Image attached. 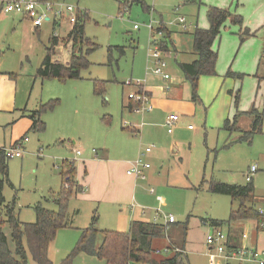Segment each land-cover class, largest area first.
Segmentation results:
<instances>
[{
    "label": "rangeland",
    "instance_id": "obj_1",
    "mask_svg": "<svg viewBox=\"0 0 264 264\" xmlns=\"http://www.w3.org/2000/svg\"><path fill=\"white\" fill-rule=\"evenodd\" d=\"M63 1L88 13L84 32L98 45L89 54L91 65L89 69L81 72L80 79L35 78V71L44 57L49 36L56 32L60 40L56 54H61L67 26H53L51 22L46 21L37 34L26 20L19 19L17 12H3L0 9V75H15L21 96L24 101H28L25 108L29 113L38 109L40 102L58 100L52 111L41 115L45 124L41 132L32 129L24 132L12 131L11 124L8 123L19 114L7 120L5 118L2 121L5 123H0V149L9 148L14 141L24 136L28 139L22 149L21 158L7 159V177L13 187L7 182L4 184L3 194L6 200L12 201L15 198L20 220L32 222L35 219L32 205L36 202L41 201L47 208L56 209V206L50 201H45L44 197L48 196L49 189L59 188L61 178L58 167L61 161L70 159L78 163L80 156L75 154V149H81L82 153H92L94 150L100 155L101 151L107 150L111 158L121 159L127 156L126 152L129 153L135 148L136 143L138 147L140 141L137 139L140 135L135 129L140 128L139 115L146 112L130 113L124 106L127 94L133 89L136 90L135 86L127 85L126 82H143L145 79L148 85L161 84L169 88L172 84L179 85V99H188L189 85L180 72L178 63L192 60L191 56L197 58L192 49L191 32L196 26H207L205 5L219 6L227 9L231 16L223 24L213 43V49L218 53L215 69L217 75L206 76L208 82L199 87L198 95L202 98V104L197 106L195 115H181L187 125L192 126V130L184 127L181 131L179 140L183 143L179 147L180 152L172 153L165 148L163 156L157 154L163 139L166 138V127H157L159 136L156 141L150 138L145 141L141 139L140 149L151 145V156L155 153V156L161 157L162 162L160 165L153 161L152 168L147 173L148 183L142 181L136 184V199L132 202L135 206L149 208L144 217L151 220L154 209L173 215L177 223L169 236L176 242H182V225L187 215H190L187 225L190 242L187 251L189 263L224 264V260L215 257L214 263H210L209 257L204 255L201 245L205 242L209 225L202 221L227 220L232 202L227 195L209 192L207 183L204 182L201 186V182L203 179L208 181L214 178L225 183L246 184L245 173L249 166L254 165L258 168L253 175L254 195L259 200L255 197L253 204L257 209L264 210V170L256 160L259 154L263 153L264 144L258 140L260 136H255L256 134L249 142L239 140L242 131L216 127L215 108L221 102L223 109L227 110L229 105L226 99L231 101L232 96L225 90L224 101L218 94V89H215L217 91H214L212 97L210 88L214 84L211 85L210 81L212 79L217 88L221 89L236 86V89H240L242 101L250 94L255 80L253 72L256 70L257 56L263 41L259 34L247 36L242 42L240 36L245 26L252 30L264 16V0H128L123 12L119 10V1L123 0ZM147 6L152 8L151 12L147 10ZM234 14L242 17L241 24L231 21ZM179 17L186 19L187 27L189 25L187 33L176 24ZM149 23L153 28L162 23L174 32L172 39L168 40L169 46L177 40L178 55L164 58L166 72L170 74L169 80L163 81L161 77L153 74L150 69L152 61L148 64L147 55L153 50V46L149 44ZM134 25H137V28ZM180 31L183 33H179ZM120 47L124 50L122 54L117 50ZM229 67L232 71L243 74L242 79L224 76ZM262 76L264 77V62L258 70V77ZM94 80L103 81L102 95L94 93ZM0 84L5 98L13 95L15 84ZM214 98V104L209 107L208 104ZM204 108L208 111H204ZM124 126L135 132L124 130ZM150 187H154L155 194L149 193ZM156 195L159 198L158 203L155 200ZM74 204L77 202L71 199L68 204L67 222L69 220L76 227L80 220H86L88 208L86 204L82 205L79 208L80 215L76 217L73 213ZM232 206L235 208L237 203L234 202ZM222 229L225 231V226ZM58 241L59 236L56 243ZM160 242L164 244L166 239L160 238ZM62 252V247L52 243L49 245L48 257L52 264L60 263ZM28 263L35 264L30 254ZM100 263L85 254L76 255L72 261V264Z\"/></svg>",
    "mask_w": 264,
    "mask_h": 264
},
{
    "label": "trees",
    "instance_id": "obj_2",
    "mask_svg": "<svg viewBox=\"0 0 264 264\" xmlns=\"http://www.w3.org/2000/svg\"><path fill=\"white\" fill-rule=\"evenodd\" d=\"M128 4V0L119 1V10ZM231 16V13L221 7L208 6L206 18L209 23L207 28L195 27L192 35V49L197 58L189 63H179L178 67L184 79L189 83L191 100L200 101L198 96V84L200 76H213L216 74L215 66L217 61V51L213 49V43L220 33L224 22ZM88 19L86 11L78 12L76 22L68 31L63 42V51L56 54L58 46V37L51 34L48 38V45L45 47L44 57L35 71V78L46 79H80L81 72L89 69L91 62L88 56L98 45L90 40L84 32L85 21ZM233 23L241 24L242 17L234 14L231 19ZM254 35L248 29H244L240 36V41H244L247 36ZM165 48L164 45H161ZM122 54V47L117 48ZM226 76L242 78L241 73H235L228 69ZM94 93L102 95L104 93L103 81L94 80ZM149 95V92H147ZM239 102V92L234 95V106ZM130 110L138 103L129 100ZM58 104L57 99H50L39 105L38 109L28 113L31 119V129L43 131L44 122L41 115L47 111L53 110ZM244 114L252 118L251 128L243 131L239 140H248L253 134L261 131L263 119L260 113L254 107ZM238 114L232 120L226 119L222 127L227 130H238L236 126ZM104 118V117H103ZM123 129L129 130L128 127ZM135 132V130H130ZM61 175V185L58 191L52 195V200L56 205V210L45 207L42 203H36L33 206L35 219L32 222H24L19 219L15 207V199L6 202L3 195L4 184L8 181V165L2 149H0V264H29L28 254H30L35 264H52L48 257V248L51 241L55 238L59 228L67 225L68 204L72 196L82 192L83 187L75 180V162L69 159H63L59 166ZM207 183V190L216 194H224L230 197L232 202L227 220H203L204 224L214 227L227 226L230 222L252 220L259 224L264 223V213L260 214L253 204L254 186L252 182L246 184L225 183L210 178ZM69 186V187H68ZM237 206L233 208V203ZM190 215L183 222L181 237L182 242L178 250H175L168 256L159 259L154 257L156 250L154 241L165 237L168 230L164 232V224L145 221H132L128 230H100L97 228V215L94 214L89 225L83 228L80 235L69 253L60 260L59 264H72L76 255L84 253L95 256L104 261V264H190L188 255L183 251L187 223ZM4 224L10 228V238L14 249L11 250L7 238L2 231ZM170 226V224H169ZM168 226V228H169ZM262 228V227H261ZM229 242L233 248L240 247L237 238L230 234ZM101 239L97 244L98 239Z\"/></svg>",
    "mask_w": 264,
    "mask_h": 264
},
{
    "label": "crops",
    "instance_id": "obj_3",
    "mask_svg": "<svg viewBox=\"0 0 264 264\" xmlns=\"http://www.w3.org/2000/svg\"><path fill=\"white\" fill-rule=\"evenodd\" d=\"M205 6H206L205 18H206L207 7L210 5H205ZM212 6H215V5H212ZM0 9L3 12L5 10H11V9L6 8V6L2 3L1 0H0ZM123 9H125V8L123 7ZM147 10L149 12H151L152 8H150V6H147ZM82 11L83 10L80 9V12H82ZM122 12H123V10H122ZM17 16H19V19L21 21L26 20L30 24L33 31L36 32L37 34H39L40 27L46 21L51 22L53 26H56V25L67 26L66 35L72 27V25H69L65 20H63V19L55 20L52 16H49V15H48V17L45 18L44 22L42 23V25L40 27H34L31 23V21L26 16H24L23 14L17 12ZM179 18L176 19V24L179 25V27L182 29L183 32L187 33L189 25L187 27L186 19L184 17H182L183 22H181L179 20ZM206 20H207V18H206ZM196 24H197V22H196ZM184 25H185V27H184ZM208 26H209V23L207 24V26L202 25V27H200V28H207ZM196 27H199V26H196ZM245 28L248 29L250 31V33H254V35H251V36H255L256 34H259L260 37L262 38V41H263L261 51H260L259 55L257 56L256 70L253 72V77L255 79L254 84H253V87H252L250 94L247 97L244 96L246 99H244L242 101V100H240L241 99L240 98V96H241L240 89H238V88L236 89V86H235V88H230V89H228V88L227 89L217 88L216 83L213 82V80L211 79L210 84L211 85L214 84V86H211V88H210V92H212L211 93L212 97L214 95L213 93H214L215 89H218V94L223 99L224 98L226 99V97H225L226 95H224L225 90L229 92L230 96H232L231 101H230V99H228V101L226 99V102L229 105V108H227V110L223 109L224 106L221 105V102L215 108V112H217V117H216L217 122H215L214 124L216 125L217 128H221L224 120H226V119L232 120L233 117L236 114H238L237 120H236V126L238 127V131H242V132L248 131L251 128L252 118L250 115H247L244 113L249 111L251 108L254 107L260 113L262 112L263 119H262V124H261V131L256 132L255 133L256 135L255 134H253V135L260 136V139H258V140L263 141V144H264V86H263L264 85V77L263 76L258 77L259 67L264 62V16H262L259 23L255 24L252 27L253 28L252 30L246 26H245ZM154 29L157 31H160V35H157V38L160 40V46L161 45L165 46V48L161 47L162 51H163V57L167 58V57H171L172 55H174L176 57L179 53V51L176 48L177 40L176 39L174 40L173 45L172 44H171V46L168 45V40L172 39V37L174 36V32L171 31L168 27H166L162 23H160L159 26L155 27ZM193 30H192V32H193ZM149 31H150V36H151L152 32H151L150 28H149ZM182 31H180L179 33H183ZM56 36H58V35H56ZM154 36H155V34H154ZM65 38H66V36H65ZM191 38H192V35H191ZM149 40H150V38H149ZM191 59L192 60L181 61L179 63H189V62L194 61L196 58H193L191 56ZM147 60H148V64L150 61H152V59L149 55H147ZM215 69H216V66H215ZM228 69H230V67L227 68L226 72L228 71ZM226 72H225L224 76H226ZM233 72L240 73V72H236V71H233ZM0 74H2V73H0ZM216 75H217V72L213 76H216ZM14 78H15V75L14 76H11V75L1 76L0 75V82H2V83L8 82L10 84H15V89H14L13 95L7 96L6 98H5L4 93L0 89V123H5V122H2L5 118L7 120V119H10L11 117H15V115L19 114V116H17L15 119H13L11 121V123H8V124L9 125L11 124L10 129L12 131L24 132L25 130L31 129L30 128L31 127V119L28 117L29 112H28L27 108H25L28 105V101L27 102L24 101V98L21 96V91L18 88L17 79L16 78L14 79ZM206 78H207L206 76H200L198 89L202 85V83L208 82L209 79H206ZM145 82H147V81L144 79L142 82V86L144 89H146L147 92H149L150 109L148 111H144L146 113L143 112L144 114L141 113L142 115H139V116H141V118H140L141 122L139 125L140 128L135 129L137 131L138 135H140L139 138L137 139V141H140L139 142L140 145L137 147V143H136L135 148L131 149V151L129 153L126 152L125 155H127V156H125L121 159H113L107 153V150H103V151H101V155L98 153V151H95V152L92 151V153H81L80 158L78 159L79 160L78 163L77 164L75 163V167H76L75 180L79 185H81L83 187V189H82V192L77 193L76 195L71 197V199H73V200H75V202H77V204H74L73 213L76 214V217H78L80 215V212H79L80 209L79 208L82 205L86 204L85 206L88 208V214H87L86 220L85 219L80 220L79 223L76 224V227H74V224L70 223V221L68 220L66 226H63V227L58 229L56 236L51 241V243L56 244L58 247H62V251H63L62 257H65L69 253V251L73 248V246L75 245V243L78 239L79 233L81 232V230L83 228H85L89 225L91 218L94 214L97 215V228L100 230L125 231V229L128 230L130 223L132 221L153 222L154 213H155L156 209L153 210V215H152V220H151V219L144 217L146 212H147L146 210H148L149 208H146L144 206H139V205L135 206L132 202L134 199H136L135 193H134V190L137 187L136 184H138V182H142V181L147 182L148 178L145 180H139V179L134 178L132 175L128 174L127 173L128 163H129V161L134 160L136 158V156L138 155L139 151L141 150L140 149L142 147L141 146L142 145L141 139H143L144 141L146 140V138H150L153 141L157 140V138L159 136V134L157 133V127H160V126L166 127L164 124L165 118L170 113L179 114L180 119H179L178 123L175 125L174 131H172L171 133H168L167 129H166V138L163 139L157 154L159 156H163L166 152L165 148H167V150L172 151V153L180 152L179 147H180L181 143H183V141L181 142L179 140V136L181 134V131L184 130V127L187 128L188 130H192V128L191 129L188 128L189 124L187 125L185 119H183L182 118L183 116L181 117V115H184V113H186V115H193V114L195 115V113L197 112V106L199 105V103L202 104V98L199 97L200 101L194 102L191 100V92H189L188 99L181 100V99H179V98H181V95L179 94V92H180L179 85H173L172 84L171 88H169V86H167V85L166 86L161 85V84L160 85H154V84L148 85ZM178 84H181V83H178ZM188 85H189V83H188ZM0 86H1V84H0ZM232 86L234 87L233 84H232ZM189 89H190V86H189ZM216 91H215V93H216ZM236 91L239 92V102H238L237 107L234 106V95H235ZM184 98H186V97H184ZM215 99L216 98L211 100V102L208 104L209 107L214 104ZM225 99H224V101H225ZM128 102H129V100L127 99V102L124 106L127 108V110H129L130 113H133L132 110H130L128 107V104H129ZM41 103L42 102H40L39 104H41ZM205 110L206 109L204 108V111ZM168 111H170V112L168 113ZM182 111H184V112H182ZM207 111L208 110H206V112ZM214 116H215V114H214ZM186 125H187V127H186ZM141 128H142V130H141ZM124 130H126V129H124ZM126 131H130V130H126ZM39 132H41V131H39ZM241 135L239 137H241ZM252 136L248 139L249 142H251ZM12 142H13V140H12ZM159 156H155V153L152 156H151V153L147 156L148 157L147 160H150V163H151V167L147 170V173H149V171L151 170L153 161H156L161 165L162 159ZM21 157H17V158H13V159H19ZM256 160H257V162H259L262 169L264 170V151H263V153L259 154V156L257 157ZM250 167L251 166H249L247 172L250 170ZM58 169H59V167H58ZM257 170H258V168L256 167V170L253 173V175L257 172ZM247 172L245 173V175L247 174ZM59 175H60V169H59ZM253 175H252V178L250 181V182H252V184H253ZM60 178H61V175H60ZM61 180L62 179H60L59 187L61 185ZM8 184L11 187H13L10 182H8ZM241 185H243V184H241ZM3 189H4V187H3ZM58 189H56V190L49 189L48 196H45L44 200L47 202L50 201L55 205L51 196L54 195L58 191ZM150 189H153V191L149 190V193L151 195L155 194L154 187H150ZM255 197L256 196L254 195V192H253V202H254V199L257 198V197L255 198ZM4 198H5V196H4ZM13 199H15V198H13ZM71 199H70V201H71ZM155 200L157 201V203L159 202V198L157 195H156ZM257 200H259V199L257 198ZM5 201L9 202L6 200V198H5ZM39 202L42 203L41 201H38L36 203H39ZM35 204L32 205V208ZM54 210H56V209H54ZM67 216H69L68 212H67ZM34 218H35V214H34ZM208 220H211V219H208ZM21 221H23V220H21ZM24 222H27V221H24ZM176 223L177 222L170 223V226L168 228L169 232L167 235H165V237H163L166 239V242L164 244H161L160 238L155 240V241H157L156 244L154 245L156 248V250L154 252V257H156V259H159L165 255L168 256V254H172L175 250L179 249L180 245H178V244L180 242L174 241L169 236V234L172 231L173 226ZM187 225H188V223H187ZM73 227H74V229H71ZM2 231L4 232V234L7 238L8 245H9L10 249L13 250L14 247H13V244H12L11 238H10V228L8 227L7 224H4V226L2 227ZM225 231H228L230 234H232L233 238L236 237L240 246L245 245L247 247L257 248L259 250H264V228L259 227V224H257L255 221L248 220V221L230 222L227 226H225ZM243 232H245L247 234L246 238L241 237V234ZM58 236H59V241L56 243ZM185 239L186 240L184 243L183 251L187 254L188 247L190 244L189 239H188V229L186 231V238ZM100 241H101V239H98L97 244L100 243ZM201 248H203L204 255L209 257L210 263H214V260H213L214 257L222 259V257L217 256V255L215 256V255H213V253H210V250H209L210 247L207 246L204 241H203V244L201 245ZM80 254H84V253H80ZM85 255H87V254H85ZM87 256H89L90 258L96 259L98 262H101L100 264H104L103 260H100L95 256H91V255H87Z\"/></svg>",
    "mask_w": 264,
    "mask_h": 264
},
{
    "label": "built area",
    "instance_id": "obj_4",
    "mask_svg": "<svg viewBox=\"0 0 264 264\" xmlns=\"http://www.w3.org/2000/svg\"><path fill=\"white\" fill-rule=\"evenodd\" d=\"M6 8L13 11L19 12L26 16L34 27H40L44 22L45 18L52 16L55 20H65L69 25H73L76 22L77 13L80 9L76 5H70L62 0H1ZM125 11V9H123ZM179 20L183 22V18ZM137 28V25H134ZM151 29L152 35L150 36L149 44L153 46L152 52L149 56L152 59V67H150L153 74L160 76L163 80H169L170 74L166 72V62L163 57V51L160 46V40L154 36L160 35V31L155 30L151 23L148 24ZM185 27V25H184ZM53 35H57L53 32ZM127 85L135 86L136 90L130 91L127 94V99L138 103L137 106L133 107L132 112L141 113L150 109V96L146 89L143 88L142 82L127 81ZM180 116L175 113H170L165 118V126L167 132L171 133L172 129L178 123ZM127 125V124H125ZM126 127V126H125ZM188 128H192L188 125ZM27 137H22L15 141L9 148H2L5 158L12 159L22 156V149L24 147ZM152 146H147L141 149L136 158L128 163L127 173L132 175L134 178L139 180L147 179V170L151 167L150 162L147 160V156L151 153ZM95 152L94 150H92ZM82 153L81 149H76L75 154L80 156ZM70 160V159H69ZM74 161V160H70ZM75 162V161H74ZM256 170V166L252 165L250 170L245 175L247 182L251 181L252 175ZM153 191V189H150ZM260 214L264 213V210L258 209ZM175 222L173 215L164 214L160 210H156L154 213L153 223L164 224V232L168 230L170 223ZM261 227L264 228V223H261ZM247 234L243 232L242 238H246ZM229 232L224 231L220 227H214L209 225V231L205 234V243L210 247V253L222 257L224 264H264V250L257 248L247 247L241 245L238 248L230 246Z\"/></svg>",
    "mask_w": 264,
    "mask_h": 264
}]
</instances>
